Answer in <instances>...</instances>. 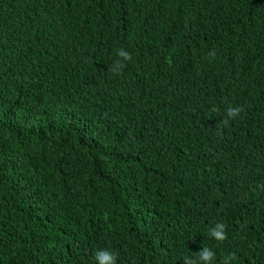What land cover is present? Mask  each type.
Listing matches in <instances>:
<instances>
[{"label":"trees","instance_id":"obj_1","mask_svg":"<svg viewBox=\"0 0 264 264\" xmlns=\"http://www.w3.org/2000/svg\"><path fill=\"white\" fill-rule=\"evenodd\" d=\"M203 248L264 264V0H0V264Z\"/></svg>","mask_w":264,"mask_h":264},{"label":"clouds","instance_id":"obj_2","mask_svg":"<svg viewBox=\"0 0 264 264\" xmlns=\"http://www.w3.org/2000/svg\"><path fill=\"white\" fill-rule=\"evenodd\" d=\"M117 55L121 57L122 60H117L114 63L112 71L118 74L126 66L123 61H129L131 59V55L123 49L119 50ZM242 111V107H229L226 111L227 119L224 120V123L227 124L229 119L236 118ZM225 228L226 226L223 223H217L215 227L210 230L209 234L214 239L222 242L227 239ZM214 255L215 254L208 248H203L199 251V259L203 262V264H211L214 259ZM95 259L99 262V264H115L116 257L114 253H110L106 250H100L96 252ZM233 259H235L234 253L226 257L223 264H229V262ZM185 264H197V262L196 260L186 257Z\"/></svg>","mask_w":264,"mask_h":264}]
</instances>
